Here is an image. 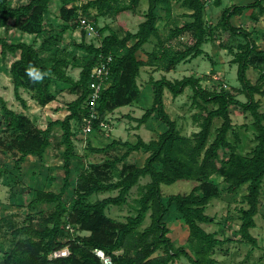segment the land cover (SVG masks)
<instances>
[{
    "label": "trees",
    "instance_id": "1",
    "mask_svg": "<svg viewBox=\"0 0 264 264\" xmlns=\"http://www.w3.org/2000/svg\"><path fill=\"white\" fill-rule=\"evenodd\" d=\"M250 1L248 4L225 7L216 25L211 26L205 19L208 0H180V6L191 11L188 14L191 20L170 29L165 37L166 44L153 50L149 54V63H145L136 54L151 37H159L160 21L171 19V0H149L145 20L135 33L126 31L121 36L111 31L104 35L106 28L103 27L98 30L99 45L85 41L74 44V49L82 50L83 55L62 46L66 34L81 29V17L92 18L91 25L96 28L99 18H116L121 13L136 9L140 0H29L16 6L10 0H0V29L12 28L32 37V41L27 42L9 41L0 36L2 57L19 54L9 69L16 99L27 107L20 93L24 89L32 92L33 99L39 105L45 106L56 98L51 91L52 85L66 86L77 95L67 104L69 114L63 120L48 122L44 129L27 115L9 108L0 96V149L12 156L16 179L20 177L21 165L28 157H36L41 163L44 162L57 126L62 130L59 144L62 147L64 171L59 191L33 189L27 203L30 212L21 225H13L11 218L0 219V232L3 225H7V231L12 236L1 255L4 264H102L94 249H102L110 255L112 264H171L181 257L190 264H222L213 254L225 240L201 226V223L211 221L205 210L210 201L220 194L218 185L211 181L214 175L223 178L230 194H237L247 186V193L243 195L247 207L239 209L241 223L237 232L241 240L257 245V239L250 229L256 226L255 216L259 211L264 182V113L259 111L260 105L255 95H264V89L251 83L248 71L250 66L258 68V80L264 82V51L258 48L251 32L231 23L234 17L250 9L251 19L259 21L255 9L259 14H264V0ZM54 5L57 6V21L51 23L47 16ZM214 5L220 6L221 0H214ZM159 8L164 11L165 18L159 14ZM185 32L192 35L194 44L174 49L170 41ZM82 33L84 40L86 33L83 30ZM224 33H227L226 41ZM131 41L133 44H130ZM209 41L218 42L221 48L233 55L231 61L237 65L241 85L237 93L244 94L246 101H240L235 93L225 89L219 92L206 90L201 80L194 76L175 81L166 77L157 80L150 78L152 105L137 121L143 124L155 117L165 125L164 131L149 142L138 138L135 142L113 140L100 149L89 145V149L95 152H108L119 145L125 151L84 168L76 177L72 197L66 199L65 195L72 186L73 162L83 159L76 149L72 122L76 121L79 127H84V119L89 117L90 75L93 67L99 63L100 55H111L113 61L110 63L109 85L99 95L92 130L100 127L108 113L139 102L142 90L137 80L141 68L146 64L154 70H171L201 56L204 53L203 44ZM29 65L46 74L42 81L34 82L26 75ZM69 68L80 70L78 79L68 73ZM187 87L193 89L195 100L199 98L206 104L217 105L215 109H204L200 129L191 137L179 132L176 121L171 119L164 103L165 91L177 97ZM230 105L239 106L254 118L257 144L248 155L238 153L236 146L228 140V133L232 129ZM215 118H222L223 122L214 140L209 143ZM141 151L147 153L143 165L127 161L131 152ZM118 164H121L120 169ZM145 176L150 177V182L142 188L137 201V214L127 217L124 222L109 217L107 208L124 205L132 188ZM178 181H192L195 186L188 193L165 196L162 185ZM115 191L117 194L114 196L92 199L94 194ZM172 207L188 228L186 246L176 247L169 236L170 229L165 217ZM36 208L38 211L33 214L31 210ZM148 213L150 223L140 230ZM36 218L39 226L35 225ZM67 225L75 233H71ZM65 248L69 250L67 256L52 257L54 252ZM159 251L162 254H158Z\"/></svg>",
    "mask_w": 264,
    "mask_h": 264
},
{
    "label": "rangeland",
    "instance_id": "2",
    "mask_svg": "<svg viewBox=\"0 0 264 264\" xmlns=\"http://www.w3.org/2000/svg\"><path fill=\"white\" fill-rule=\"evenodd\" d=\"M12 5H20L29 0H10ZM173 3L172 17L159 23V37H151L149 42L145 44L136 54L137 58L149 63V54L158 49L163 44H166L165 37L170 32V29L175 26H182L186 21H190L188 16L190 10L180 6V0H171ZM205 19L211 26L216 25L221 17L225 7L234 4H248L250 0H221L220 6L214 5V0H208ZM149 7V0H140L138 7L134 10L121 13L116 18L101 17L98 19L97 27L91 34H88L84 29H76L65 36V41L62 46H67L68 49L74 51L77 55H83L84 52L79 49H74V44L82 42L100 44L98 30L106 28L104 35L110 34L111 31L118 33L121 36L125 35L126 31L135 33L139 25L145 20L144 14ZM56 8L53 6L51 12L47 16V20L51 23L57 21ZM159 14L165 18V13L159 8ZM259 21L251 19L252 10L244 11L240 16H236L231 20L235 27L246 29L252 34V38L256 42L258 48L264 51V14H259L258 9H255ZM92 21V18H89ZM48 25V23L46 24ZM50 27V24H49ZM82 30L86 36L83 40ZM0 36L6 37L9 41L24 40L32 41V37L22 35L15 29H0ZM224 40L228 39L227 33L223 35ZM170 43L174 49H183L185 45L194 44V39L189 32H185L176 38H173ZM133 44V41L130 42ZM204 53L197 58L188 62H183L171 70H154V68L146 64L141 68V75L138 78V83L141 87V102L133 103L127 106H121L113 112L108 113L106 120L100 124V127L90 132H85L82 127H79L76 121L72 122L73 130L76 133L74 142L78 154L83 159L73 162V175L71 177V188L67 191L65 198H71L73 189L78 174L92 163H102L109 160L116 154H122L125 149L119 145L116 149L108 152H95L89 149V145L95 148H103L106 144L113 140L121 142H135L138 138L149 142L158 138L160 133L165 129V125L156 119L150 118L147 122L139 124L137 119L141 118L146 108L152 105L153 93L150 87V77L153 76L156 80L166 77L170 81L180 80L184 77L194 76L201 80V85L204 89L210 91H221L225 89L227 92L235 93L240 101H246L244 94L237 93V89L241 88L238 81L237 65L232 63L233 55L227 50L220 47L218 42L209 41L202 46ZM235 50L237 48L235 47ZM19 54H7L6 57L1 55L0 47V96L8 103L9 108L18 113L25 114L30 117L38 127L46 128L48 122L55 120H63L69 114L67 104L73 101L77 95L70 92L66 86L52 85L51 91L55 93V100L49 102L45 106L39 105L32 97V92L21 89V96L25 99L27 107H24L19 100L16 99L12 78L9 73L11 63L17 59ZM79 69H68V73L78 79ZM248 76L252 84H258L264 89V82L258 80L260 70L254 66H250ZM146 83V84H145ZM145 84V85H144ZM224 85V86H223ZM255 99L258 101L259 111L264 113V95L256 94ZM165 110L170 115L171 119L176 121L177 128L182 135L191 137L197 132L199 123L202 120V112L205 110L215 109L214 103H204L201 99H194V91L191 87H187L182 94L177 97L172 96L169 91H165L164 95ZM144 107L143 109H141ZM230 116L232 119V129L228 133V140L233 143L237 152L243 155H248L252 152L257 142L255 140L254 118L249 112H243L237 105H230ZM222 118H215L209 138L211 143L219 127L222 125ZM62 130L57 126L52 133L51 144L46 151L44 162L41 163L36 157H28L21 165V175L16 179V172L13 169L12 156L7 154L4 149H0V219L11 218L13 225L19 226L24 221L26 214L30 212L27 203L30 201L33 189L43 188L46 190L59 191L62 185L63 176V161L62 147L59 144L61 141ZM147 153L131 152L128 162L136 165H143ZM121 168V164H118ZM116 178H114L115 180ZM211 181L218 185L220 194L212 199L208 204L205 214L211 217V221L201 223L203 229L209 233H214L220 239H224L225 243L218 246L213 254V257L222 264H264V182L260 197V205L258 214L255 216L256 226L250 229L251 234L257 239V245L241 240L238 234L240 226L239 209L247 207L243 201V195L247 193V186L237 194H230L226 190L223 183V178L214 175ZM150 182V177H142L139 183L132 188L128 196L127 202L122 206L111 205L107 208L106 213L109 217L118 221H126L127 217L137 214L138 199L141 196L142 188ZM195 183L192 181H178L171 185H162V191L165 196L172 194H183L190 192ZM117 192H103L94 194L93 200L114 196ZM33 214L37 213L38 209L31 210ZM50 211V210H49ZM165 221L170 229L169 236L171 237L176 247L187 245L188 228L180 218V215L172 207L169 214L165 217ZM150 223L149 213L147 214L140 230L144 229ZM35 225L39 226L40 222L36 218ZM7 225H3L0 232V264H4L1 255L8 247L11 234L7 231ZM158 254H162L161 251ZM171 264H190L189 261L181 257L174 260Z\"/></svg>",
    "mask_w": 264,
    "mask_h": 264
},
{
    "label": "built area",
    "instance_id": "3",
    "mask_svg": "<svg viewBox=\"0 0 264 264\" xmlns=\"http://www.w3.org/2000/svg\"><path fill=\"white\" fill-rule=\"evenodd\" d=\"M81 28L84 29L88 34H91L94 31V28L91 25V22L86 17L80 18ZM113 61V57L111 55L104 57L100 55L99 63L96 64L91 70V81H90V89L91 93L88 97V105H89V117L84 119L85 125L83 130L85 132H90L92 129V119L96 118L97 111L96 106L98 103L100 92L103 88L109 85L108 79L110 76V63ZM224 86V85H223ZM67 229L71 233H75L74 229L67 225ZM94 253L101 260L102 264H112V258L110 255L106 254L102 249H94ZM69 254L68 248H65L60 251H56L53 253L52 257H62L67 256Z\"/></svg>",
    "mask_w": 264,
    "mask_h": 264
},
{
    "label": "clouds",
    "instance_id": "4",
    "mask_svg": "<svg viewBox=\"0 0 264 264\" xmlns=\"http://www.w3.org/2000/svg\"><path fill=\"white\" fill-rule=\"evenodd\" d=\"M26 75L34 82H40L46 74H41L38 70L29 65L28 69H26Z\"/></svg>",
    "mask_w": 264,
    "mask_h": 264
},
{
    "label": "crops",
    "instance_id": "5",
    "mask_svg": "<svg viewBox=\"0 0 264 264\" xmlns=\"http://www.w3.org/2000/svg\"><path fill=\"white\" fill-rule=\"evenodd\" d=\"M150 78H154L153 76H151ZM155 79V78H154ZM149 81V80H148ZM139 84V83H138ZM146 84V83H145ZM144 84V85H145ZM149 85V84H148ZM140 102H141V99L139 100V102H138V104L140 105V106H142L141 104H140ZM141 108V107H140ZM144 107H142L141 109H143Z\"/></svg>",
    "mask_w": 264,
    "mask_h": 264
}]
</instances>
